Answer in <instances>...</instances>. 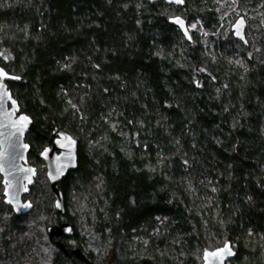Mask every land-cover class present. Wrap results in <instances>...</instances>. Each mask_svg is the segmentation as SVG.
<instances>
[{"label": "trees", "instance_id": "16d2710c", "mask_svg": "<svg viewBox=\"0 0 264 264\" xmlns=\"http://www.w3.org/2000/svg\"><path fill=\"white\" fill-rule=\"evenodd\" d=\"M182 1L0 0V66L21 79L7 85L38 169L24 216L0 179V264H82L49 238L59 223L92 264H203L227 241V264H264V0ZM55 130L79 143L63 214L37 159Z\"/></svg>", "mask_w": 264, "mask_h": 264}, {"label": "water", "instance_id": "95a60500", "mask_svg": "<svg viewBox=\"0 0 264 264\" xmlns=\"http://www.w3.org/2000/svg\"><path fill=\"white\" fill-rule=\"evenodd\" d=\"M167 4L182 6L178 0H163ZM181 21L182 23H178ZM168 23L176 27L183 36L191 41L187 22L182 17H172ZM247 22L244 17H238L231 26L234 38L247 44ZM0 74V178H2L4 203L12 208L16 216L27 215L33 208L24 196L30 193L38 177L35 167L28 164V154L31 151L25 142L26 135L32 129V119L20 113L18 103L13 99L8 83H19L21 79L6 72L1 66ZM52 146L46 147L38 159L45 164L46 177L54 196V207L59 214L64 213V198L59 189V183L67 175L77 169V153L79 143L69 134L55 130ZM49 238L54 241V246L69 258L75 257L82 264H92L88 256L78 247L69 253L64 243L65 237H72L74 228L70 223H59L47 230ZM225 249H230L231 254ZM215 254V255H214ZM236 251L227 241L222 247L215 250H204L203 264H227L234 259Z\"/></svg>", "mask_w": 264, "mask_h": 264}, {"label": "flooded vegetation", "instance_id": "af4514ba", "mask_svg": "<svg viewBox=\"0 0 264 264\" xmlns=\"http://www.w3.org/2000/svg\"><path fill=\"white\" fill-rule=\"evenodd\" d=\"M33 132V126H32V129L28 132V134L26 135V140H25V142L27 143V144H29L28 142H27V137L29 136V134L30 133H32ZM38 136V135H37ZM54 139H55V137L53 136V133H52V135H51V138H49V140H48V145H47V147H51L52 146V143H53V141H54ZM30 146V145H29ZM31 148V147H30ZM46 148V147H45ZM44 148V149H45ZM43 149V150H44ZM31 154V151L29 152V154H28V164L29 165H31V166H33V167H35L34 165H32V164H30V162H29V155ZM37 157H38V155H37ZM38 159V158H37ZM39 160V159H38ZM40 161V160H39ZM41 162V161H40ZM43 163V162H42ZM45 165V164H44ZM36 169H37V167H35ZM37 171H38V169H37ZM1 180H2V178H0ZM24 200H26L25 199V196H24ZM229 262V261H228ZM227 262V263H228Z\"/></svg>", "mask_w": 264, "mask_h": 264}, {"label": "snow or ice", "instance_id": "6c2138e0", "mask_svg": "<svg viewBox=\"0 0 264 264\" xmlns=\"http://www.w3.org/2000/svg\"><path fill=\"white\" fill-rule=\"evenodd\" d=\"M178 2H182V0H178ZM177 22L182 23L181 21H177ZM0 74H2V70H0ZM225 251H228V254H231L230 249H225Z\"/></svg>", "mask_w": 264, "mask_h": 264}, {"label": "rangeland", "instance_id": "374dc122", "mask_svg": "<svg viewBox=\"0 0 264 264\" xmlns=\"http://www.w3.org/2000/svg\"><path fill=\"white\" fill-rule=\"evenodd\" d=\"M45 169H46V167H45Z\"/></svg>", "mask_w": 264, "mask_h": 264}]
</instances>
